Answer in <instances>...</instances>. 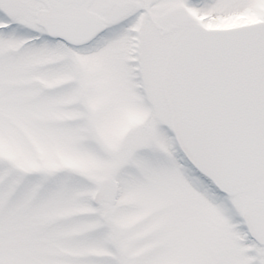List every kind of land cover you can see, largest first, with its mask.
Listing matches in <instances>:
<instances>
[{"label": "snow or ice", "instance_id": "snow-or-ice-1", "mask_svg": "<svg viewBox=\"0 0 264 264\" xmlns=\"http://www.w3.org/2000/svg\"><path fill=\"white\" fill-rule=\"evenodd\" d=\"M0 264H264V0H0Z\"/></svg>", "mask_w": 264, "mask_h": 264}]
</instances>
